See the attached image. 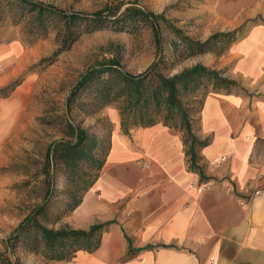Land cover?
I'll return each mask as SVG.
<instances>
[{"label":"crops","instance_id":"crops-1","mask_svg":"<svg viewBox=\"0 0 264 264\" xmlns=\"http://www.w3.org/2000/svg\"><path fill=\"white\" fill-rule=\"evenodd\" d=\"M217 12L247 30L224 75L238 87L203 101L212 137L198 164L208 178L188 167L179 134L158 123L125 135L114 112L106 163L65 219L83 230L113 223L93 251L50 264H264V0H222ZM13 77L0 73V86ZM18 90L0 97V165L24 109L13 101Z\"/></svg>","mask_w":264,"mask_h":264},{"label":"trees","instance_id":"trees-1","mask_svg":"<svg viewBox=\"0 0 264 264\" xmlns=\"http://www.w3.org/2000/svg\"><path fill=\"white\" fill-rule=\"evenodd\" d=\"M136 3L137 0L131 1L123 9L124 3L110 4L92 13L69 12L39 0H0V8L13 11L17 23L26 19L27 32L33 38L45 35L50 24L59 26L63 39L68 40L75 36L77 28L134 32L140 23L147 22L159 55L162 23L179 39L172 49L180 47L183 57L214 51L220 41L233 40L246 26L244 23L231 32H214L200 40L172 24L163 12L156 13ZM223 51L222 48L219 52ZM160 60L134 74L125 71L117 57L104 58L73 85L65 100V111L68 114L74 109L81 118L77 123L67 118L64 137L47 149L40 173L45 186L42 202L14 228L9 236L13 245L20 243L23 249L41 255L47 262L70 261L79 250L93 251L98 247L100 233L113 221L94 223L83 230L72 228L62 220L73 213L94 185L112 148L110 121L83 126L85 118L107 106L117 110L119 127L125 135H130L134 128H148L158 123L181 133L185 156L189 158L188 167L198 173L200 179L208 178L197 162V154L209 142L195 135L194 116L202 110L208 86L214 91L230 90L238 87V83L202 63L165 74L159 67ZM22 78H13L0 86V97H8L20 86ZM55 224L60 225L48 226Z\"/></svg>","mask_w":264,"mask_h":264},{"label":"rangeland","instance_id":"rangeland-1","mask_svg":"<svg viewBox=\"0 0 264 264\" xmlns=\"http://www.w3.org/2000/svg\"><path fill=\"white\" fill-rule=\"evenodd\" d=\"M39 1L69 12L92 13L116 3H124L123 9L134 0ZM221 1L137 0L136 5L156 13L163 12L184 33L204 40L214 32H231L238 26L219 17L217 11ZM12 13L0 8V73L3 76L11 73L13 78L23 77L13 101L23 104L24 109L17 116V135L6 142L7 161L0 165V264H50L41 255L23 249L20 243L13 245L9 236L21 219L42 202L45 186L40 173L47 149L64 137L67 118L74 123L81 118L74 109L68 114L65 111L66 97L81 75L111 56L119 59L125 71L134 74L143 72L161 58L159 67L165 74L171 75L195 63H202L226 75L233 65L230 49L247 29L238 32L233 40L220 41L214 51L183 57L180 47L172 49L179 39L161 23L160 56L147 22L140 23L134 32L110 28L84 31L77 28L75 36L68 40L63 39L59 26L50 24L45 35L33 38L27 32L26 19L17 23ZM222 48L224 51L221 53ZM228 53L230 56L226 58ZM205 92L208 96L218 91L208 86ZM114 112L117 110L113 106H107L94 116L85 118L83 126H97L110 121L109 126L113 130ZM200 116L201 112L194 116L193 131L200 140L210 141L212 133L203 131ZM171 131L183 138L178 131ZM199 153L198 163L201 159ZM66 218L62 223L66 224Z\"/></svg>","mask_w":264,"mask_h":264}]
</instances>
